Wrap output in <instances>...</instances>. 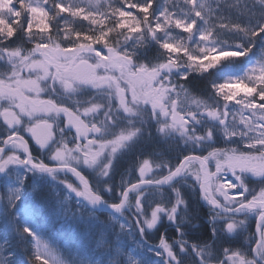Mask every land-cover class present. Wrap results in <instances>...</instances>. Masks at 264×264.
<instances>
[{"label": "snow or ice", "instance_id": "6c2138e0", "mask_svg": "<svg viewBox=\"0 0 264 264\" xmlns=\"http://www.w3.org/2000/svg\"><path fill=\"white\" fill-rule=\"evenodd\" d=\"M156 3L119 0L104 12L97 7L99 0H89L87 7L65 0H0V125L9 130L0 137V173L10 168L48 175L67 172L76 181H61L69 192L90 205L100 204V190L80 168L98 169L99 176H107L114 155L141 131L137 118L148 111L159 134L179 136L182 143L206 145L211 151L206 156L185 155L175 166L151 156L138 158L139 179L119 191V201L109 206L116 212L131 211L141 233L152 229L161 214L175 223L178 210L185 207L178 190H172L171 205L157 203L150 211L142 190L195 176L200 197L213 217L225 219L229 233L254 218L252 252L264 264V0H253L260 6L255 20L250 18L256 10L248 8L246 0H165L159 10ZM65 13L101 27L77 30L69 26ZM174 29L187 38L175 39ZM226 33L237 42L228 43ZM18 35L32 46L15 43ZM151 43L158 46V58L145 61L138 52ZM257 43L262 45L259 54L241 74L211 83L214 102L192 97L182 83L222 61L248 57ZM85 88L92 95L77 99L76 93ZM61 96L71 106L62 103ZM61 117L63 127H58ZM205 120L218 125L216 130L228 142L225 147L211 146V127L197 131L196 125ZM21 128L39 148L51 146L52 163L32 155ZM212 162L215 171L208 170ZM248 177L258 183L249 187ZM104 191H111L107 184ZM20 192L17 187L9 199L14 203ZM24 231L31 235L28 228ZM158 247L156 255L164 264H176L163 237ZM32 259L34 264H50L39 241ZM217 264H255V259L225 249Z\"/></svg>", "mask_w": 264, "mask_h": 264}, {"label": "trees", "instance_id": "16d2710c", "mask_svg": "<svg viewBox=\"0 0 264 264\" xmlns=\"http://www.w3.org/2000/svg\"><path fill=\"white\" fill-rule=\"evenodd\" d=\"M160 1L163 2L164 0H157V3ZM210 2H212V0H210ZM246 3H247V7L253 8L254 6L253 0H246ZM155 7L157 10H159L156 5ZM213 7H215L214 3H213ZM225 12L227 13L228 10L225 9ZM234 12L235 11H232V15L234 14ZM257 16L259 18V14ZM67 20H68V17H67ZM242 20H244V18ZM69 21L70 20H68V22ZM63 26L64 24L63 22H61V27ZM69 26L75 27L77 28V30H81L85 32L89 31L92 28L101 27L98 24L93 26L88 21H83L82 19L78 17L74 19L73 23L69 22ZM225 35L226 34H224V37ZM112 36H113V40H115L116 38L115 34H112ZM187 36L188 34L185 33L184 37L187 38ZM15 43L24 44L26 42L21 41V40H15ZM261 47L262 45L257 43L256 47L253 49V52L250 53L248 57H239L235 59L222 61L219 65H217L213 69H210L208 72H205L202 74L192 73L189 76V78L182 83L186 85L192 97L198 98L202 101H207L208 103H212L214 102L215 97L212 94L211 83L220 82L223 70H225L227 67L229 69H239L245 66L247 63L249 64L251 60L255 59L256 54H259V50ZM194 52H198V50L194 49ZM158 53H159L158 46L155 45L154 43H151L147 45V50L140 49L138 52V55H140L142 58L145 59V61H147L149 59L151 60L157 59ZM207 127H211L213 129V138L209 142L212 147H223L225 144L228 143L227 141H225L223 134L216 130L218 128V125H215L213 122L205 120V121H201L199 124L196 125V129L198 132H203L204 129ZM146 149L148 150V153L151 156H154L156 155V153H158V155H160L159 156L160 160L161 159L166 160L172 163L174 166L177 165L178 161L182 159L183 156L188 155L192 152L203 153L204 151L205 153L208 154L209 151H211V148H209L206 145H203L200 148H193L189 144L182 143L179 137L177 138V140H174L170 144L164 143L161 140L153 141L151 139H147V142L144 143L140 147L139 152L146 150ZM155 149H157V151H155ZM135 165H136L135 162H133V164H131L128 168H125L127 165H122V170L130 169L133 171L135 176H137ZM29 174H31V176L32 174L35 175L36 176L35 179L37 178L45 179L46 183L48 181L54 180V179H51V177H44L43 175L37 174L35 172L29 173ZM131 177H133V175H131ZM114 178L116 179V176ZM31 180H32L31 177L25 178V181H27L26 182L27 187L30 185ZM126 181L129 182V179H126ZM122 184H123V179L120 178V186ZM52 186H54L55 190L51 189ZM122 188L119 191H121ZM190 189L191 188L189 187L183 188L181 186V192H187V197H185L184 199L185 210L183 211V214L186 218L185 221L186 222L187 221L204 222L207 219H212V220L217 219L218 217H213V215L209 213V208H206V206L202 203V201L200 202L201 200L200 198L193 200V201L190 200L191 198ZM119 191L114 193L115 194L114 196H112L111 198H107V199L117 200L119 197L118 195ZM38 193L42 194V196H40L41 201H42L41 206L43 207L45 213H44V216L40 218H39L40 214L37 215V217L35 218V220H33V222L35 224H39L42 221H45L49 225L51 221L55 222L51 224L53 226V229L52 228L49 229L48 227L44 228L42 226L41 231L44 234V236L40 234H38V236L45 238L48 241L49 247L56 248V249H51L50 250L51 252H54V254L60 255L64 258L67 256L65 261H63L64 258L62 257H59L58 259H56L57 261L59 260L58 262L59 264H66V263L67 264H116L117 263L116 256L117 254H119V253L115 254L116 252H119L118 251L119 248H117V245L122 243V238H127V236L131 237L130 231L126 230L128 222L123 216L117 215V214L104 213V212L98 213V212L88 209L81 200H79L78 198H74L73 196L66 193L65 189L61 186L60 183L44 184L41 188V191H39ZM55 195H57L58 198L60 199L59 202H60L61 209H63L61 210L62 212L59 211L60 210L59 207H57L56 209L54 208V206L56 205L55 204L56 201L53 200L55 198L54 197ZM43 196H45L44 197L45 200ZM153 198H154L153 201L146 203V205H148L150 208L154 207L157 203H165L167 205H171L173 203V202L165 201L161 197H158V196H155ZM67 199H68L69 205L71 206V214L68 213V211L66 210V208L61 202V200L65 201ZM76 206H78V208ZM110 215L114 216L117 220H115V222H110V220H108L109 219L108 217ZM81 216H90L92 217V220L88 219L85 222L83 220L80 221ZM99 217L101 218V221L97 220V219H100ZM6 218L9 220L15 219L11 214H7ZM122 224H123V227H122ZM223 224H225V222L220 224L222 229L224 228ZM12 227L17 232L20 231L21 229L23 230V235L25 236L26 241L29 246L22 245L21 249L24 253H26L28 260L32 264H34V261L32 259L33 258L32 253H35V250H34L35 245H34V238H32V219L30 220V223L28 222V225H26L25 223H23L22 220H20L19 226H17L16 224H13ZM59 227L62 229V231H65V233H58L59 236L63 235V238L61 239L66 240L65 246H62V250H61L60 241L55 238L56 232L53 231L54 229L58 230ZM25 228L29 229L31 235L28 232L24 231ZM204 230L205 229L203 228H197L195 233L196 235H200ZM175 231H176L175 229L170 227V224H166L164 227L159 228L157 231L153 233L152 232L148 233L146 240L149 243H151L150 240L154 238V239H157L156 243H159L158 242L159 239L163 237V239L166 242L171 243L172 245V243L175 244V241L177 240V236H178V234L175 233ZM223 232L226 235L224 229H223ZM66 234H73V236L70 237ZM224 234H221V235H224ZM1 236L2 235L0 234V237ZM24 242L25 241L23 240L22 243ZM132 242L133 240L130 238L129 243H132ZM141 242L145 243L143 241ZM18 243L19 242L15 236H12V237L5 236V240L0 239V244L3 249V254H4L3 256L4 258L7 256L8 261L10 260L9 261L10 264H19L20 262L22 263V261L20 260V255L22 251L18 247ZM158 245L159 244H157V246ZM134 246H135V242H134ZM48 253H46V255ZM143 254L145 256H148L146 252H143ZM145 256L141 258V261L147 260L144 258ZM154 261L157 263L159 259L156 258L154 259ZM51 262L52 260H50V264ZM121 263L122 261H120L117 264H121ZM145 264H150V262L148 261ZM192 264H195V262Z\"/></svg>", "mask_w": 264, "mask_h": 264}, {"label": "rangeland", "instance_id": "374dc122", "mask_svg": "<svg viewBox=\"0 0 264 264\" xmlns=\"http://www.w3.org/2000/svg\"><path fill=\"white\" fill-rule=\"evenodd\" d=\"M65 2L66 3H78L82 7H87L89 5V0H65ZM92 2L95 3V0H92ZM118 2H119V0H99V5H97V7H99L100 11L107 12V11H109V8H108L109 4L115 5ZM164 2H165V0L163 2L162 1L158 2L156 4L157 8L159 9L161 7V4H163ZM180 2H182V0H180ZM248 8L251 9V7H248ZM259 8H260L259 5L254 7L257 15L259 14ZM133 12L135 13V10H133ZM64 15L66 17H68V20H70L69 21L70 23L74 22L75 18L69 16L67 13H65ZM257 15L253 18H250V19H253V20L258 19ZM235 16H236V13L234 12L233 17H235ZM78 18H80V17H78ZM97 18L99 19L100 17H97ZM243 18L246 19L248 17H245V16L240 17L241 20ZM184 34L185 33H183L179 29L173 30V36L175 39H180L181 37L185 38ZM223 38L227 39L228 43L237 42V41L233 40V39H237V37L231 36L227 33H226L225 37H223ZM16 40L24 41L22 35H18ZM23 45L25 47H31L32 46L28 43H24ZM118 74L119 73H117V75ZM230 75H237V74H232V73H228V75L222 74L221 78L224 79L226 76H230ZM91 95H92V91L90 89L85 88V89H81L79 92L76 93V98L82 100V99H86L87 97H89ZM44 98H46V97H44ZM59 99L61 100V102H66V103H69L71 105V101L68 100L67 98L61 96V97H59ZM149 116L150 115H149L148 111H145L141 117L137 118V120L138 121L139 120L145 121L147 118H149ZM57 121H63L62 117L57 118ZM0 123H2L1 118H0ZM123 123L124 122H121V123H119V125H123ZM116 127H117V125H113V128H116ZM0 129H3V132L5 131L4 133H7L9 131L3 125H0ZM109 131H111V129ZM138 136H139V133L136 137L138 138ZM133 140H135V137L133 138ZM132 141H130V142H132ZM33 143H34V141H33ZM49 147H51V146H49ZM45 156H47L49 158V153L46 155H42V157H45ZM116 162H117V158H116ZM50 163H52V162H49V164ZM90 170L93 174L88 169H86L87 174L92 177L93 181H96V182H94V184L97 183V185L99 184V186H101L102 192L105 196H107L109 192L112 193V190H114L116 187V184L114 182V179H115L114 177L116 176L115 180H118L121 178V175L117 173V172H120V169H116L114 166H112V164H111V170L107 176H103V177L99 176L97 174L98 169L90 168ZM83 171H84V169H83ZM29 173H33V172H25V170L23 168H10L5 173H0V234L2 235L0 237V239L5 240V236H10V237L15 236L19 242L18 247L20 249H21L22 245L29 246L27 241H26L25 236L23 235V230L21 229L20 231L17 232L12 227V225L16 224L17 226H19L20 220H22L23 223L28 225V222L30 223V220L32 219V238H34V245H35L34 250L36 249L37 241H39V243L41 245V252L49 259V261L54 260L55 264H59L58 263L59 260L57 261L56 259H58L59 257H62V256L56 255V254H54V252H51L50 251L51 249H56V248L55 247L54 248L49 247L48 241L45 238L38 236V234L44 236V234L41 231L42 226L44 228L48 227L49 229H51V228L53 229V226L51 224H53L55 222L51 221L50 225L45 221H42L39 224H35L33 222V220H35L37 215L40 214V216H39V218H40V217L44 216V213H45L43 207L41 206L42 201H41L40 196H42V194L38 193L39 191H41L42 186L44 184H47V183H55V181L60 183L61 185H64L61 181L62 180L68 181V177L66 175L60 173V172H57L55 175H53V177H51L55 181L51 180V181H48L46 183L45 179H42V178L35 179L36 176L33 174L31 176V174H29ZM28 177H32L31 178L32 179V185L30 186L31 188L29 186L28 187L26 186L27 181H25V178H28ZM108 182H110L109 187H110L111 191H104V185L108 184ZM17 187H19L21 189L20 198L18 200H15L13 203L9 199V197L14 194V191ZM38 189H39V191H38ZM51 189L55 190L54 186H52ZM44 197L45 196H43V198ZM54 197L55 198L53 200L56 201L55 202L56 205L54 206V208L56 209L57 207H59V209H60L59 211L63 210V209H61L60 202H59L60 199L58 198V196L55 195ZM119 199H120V196L118 197V201H119ZM44 200H45V198H44ZM61 202L64 205V207L66 208V210L68 211V213L71 214V208H70L68 199L65 201L61 200ZM7 214H11L15 219L14 220L7 219L6 218ZM64 217H66V216H64ZM88 219L92 220V217L81 216L80 221L83 220L85 222ZM97 220L101 221V218L97 219ZM108 220H110V222H115V220H117V219L114 216L110 215V218ZM127 222H128V224H127L126 230H129L130 233L133 235H134V233L138 234L137 227H135L132 224V222H130L128 219H127ZM132 226H134V227L132 228ZM56 227H57V225H56ZM53 231L56 232L55 238L60 241L61 250H62V246H65L66 240L61 239V238H63V235L59 236L58 233H65V231H62V229L60 227L58 228V230L54 229ZM133 235H132V237H133ZM23 240L25 241L24 243H22ZM139 241H140L139 239H138V241H135V246H136L135 247L134 246V240L132 243H129V237L128 236H127V238H122V243L117 245V248H119L118 249L119 252L115 253V254L119 253L116 256L117 263L122 261L121 264H145L146 262L149 261L150 264H157L154 261V259L157 258L155 256V251L154 250L151 251V249L148 250L143 245H141V243ZM114 244H115V242H114ZM44 246H47V251H45ZM21 251H22V249H21ZM48 252H50L52 254H50ZM143 252H146L147 254H151V256H145L143 254ZM46 253H48V254L46 255ZM3 255H4L3 249H2L1 244H0V264H10L9 263L10 260L8 261L7 256L4 258ZM32 255L34 256L35 253H32ZM143 256H145L144 258L147 259L146 261H143V260L141 261V258ZM66 257L65 258L62 257V258H64L63 261H65ZM20 260L22 261V263L20 262L19 264H32L28 260L26 253H24L23 251L20 255Z\"/></svg>", "mask_w": 264, "mask_h": 264}, {"label": "flooded vegetation", "instance_id": "af4514ba", "mask_svg": "<svg viewBox=\"0 0 264 264\" xmlns=\"http://www.w3.org/2000/svg\"><path fill=\"white\" fill-rule=\"evenodd\" d=\"M60 127H63V121H61ZM19 131L21 132L22 135L25 136V139L28 140L32 155L34 157H38L44 162H50V159L48 157H45L46 160H44L43 157L35 151V148L32 149V145L34 146V143L31 139V136L28 135L26 132H24L23 128L19 129ZM68 131H69L68 129H65V134H67ZM4 132L3 129H0V137L7 134ZM194 153L195 152H192L190 153V155H198ZM204 156H206V154ZM193 168L198 169L199 164L193 165ZM208 170L215 171V162H212L210 164ZM245 183H247L249 187H252L254 184H257L258 182L253 181L251 177H248L245 179ZM181 185L183 188L186 187L191 188L190 189L191 201L199 198L201 199L199 184H197L195 176L190 175L187 178H183L182 183L180 182L177 183V187L180 188ZM192 186H194V188ZM182 194L184 198L187 197V192H182ZM127 212L130 213L131 215L133 214L129 210H127ZM224 222L226 223L223 217H219L215 220L207 219L204 222H198V221L186 222L183 219H176L175 223L173 222L170 223L169 221H167L166 223H159L156 227L154 226L153 228H155L154 229L155 232L159 228L164 227L167 223H170V227L176 230L175 233H177L178 236L174 244L175 250L173 252L177 258L176 259L177 264H187V263L192 264L194 262L195 264H201L200 262H202V264H217V262L222 258L225 249L241 251L247 257L255 259V264H261L260 258L258 257L259 259H257L256 255H254V253L252 252V247L255 246V239H256V237L254 236L255 233L254 218L249 219L244 226L237 228L231 233H229L224 227L223 229L227 236L224 234L223 229L220 226V224ZM197 228H203L205 230L200 235H196L195 231ZM148 233H150V229L145 228L146 238ZM156 241L157 239L154 238L150 240L151 243H155ZM181 245H183V249H184L183 251H181ZM197 253H200V255L204 257V261L199 260Z\"/></svg>", "mask_w": 264, "mask_h": 264}, {"label": "water", "instance_id": "95a60500", "mask_svg": "<svg viewBox=\"0 0 264 264\" xmlns=\"http://www.w3.org/2000/svg\"><path fill=\"white\" fill-rule=\"evenodd\" d=\"M67 173V172H66ZM46 174V173H45ZM69 174V173H68ZM71 175V174H69ZM73 177V176H72ZM74 178V177H73ZM75 180V178H74ZM87 205H89L91 208L95 210H102V211H108V212H116L114 209H112L108 204H106L104 201L102 203L97 204V205H90L87 202H85ZM118 213V212H116Z\"/></svg>", "mask_w": 264, "mask_h": 264}]
</instances>
